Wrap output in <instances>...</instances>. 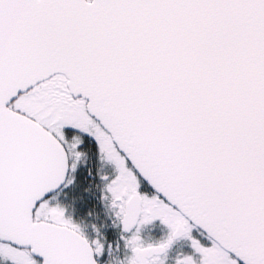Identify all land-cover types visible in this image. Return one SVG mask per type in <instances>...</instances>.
Masks as SVG:
<instances>
[{
	"label": "snow or ice",
	"instance_id": "snow-or-ice-1",
	"mask_svg": "<svg viewBox=\"0 0 264 264\" xmlns=\"http://www.w3.org/2000/svg\"><path fill=\"white\" fill-rule=\"evenodd\" d=\"M181 242L264 264V0H0V264Z\"/></svg>",
	"mask_w": 264,
	"mask_h": 264
},
{
	"label": "flooded vegetation",
	"instance_id": "flooded-vegetation-1",
	"mask_svg": "<svg viewBox=\"0 0 264 264\" xmlns=\"http://www.w3.org/2000/svg\"><path fill=\"white\" fill-rule=\"evenodd\" d=\"M77 215H79V213ZM164 231L165 230H164L163 226L159 225L158 222L154 226H151V225L150 226H145V227H142V229H141L142 236H143V238L145 240H153V239L159 238L161 235H163ZM201 239H202L203 243H205V244L208 243L207 239H205L203 237H201ZM179 251L191 252V249L184 242H181V243L177 244L175 246V248L172 250V252L170 253L169 264H171V258L175 257V255ZM112 264H120V257L119 256H115L113 258Z\"/></svg>",
	"mask_w": 264,
	"mask_h": 264
}]
</instances>
